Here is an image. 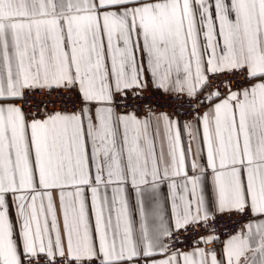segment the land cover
Instances as JSON below:
<instances>
[{
	"label": "snow or ice",
	"instance_id": "6c2138e0",
	"mask_svg": "<svg viewBox=\"0 0 264 264\" xmlns=\"http://www.w3.org/2000/svg\"><path fill=\"white\" fill-rule=\"evenodd\" d=\"M0 264H264V0H0Z\"/></svg>",
	"mask_w": 264,
	"mask_h": 264
},
{
	"label": "built area",
	"instance_id": "2783aa9c",
	"mask_svg": "<svg viewBox=\"0 0 264 264\" xmlns=\"http://www.w3.org/2000/svg\"><path fill=\"white\" fill-rule=\"evenodd\" d=\"M149 98L155 101L159 105H165L169 100H171V97H165L163 96L160 92H154V91H149L148 93ZM60 105H56V107H59ZM158 111H173L172 107H161L158 108ZM219 223V240L221 241L228 237L230 234H234L241 226V221L245 220L244 217H237V216H218L217 217ZM184 250H187L185 247Z\"/></svg>",
	"mask_w": 264,
	"mask_h": 264
},
{
	"label": "crops",
	"instance_id": "0c3cea01",
	"mask_svg": "<svg viewBox=\"0 0 264 264\" xmlns=\"http://www.w3.org/2000/svg\"><path fill=\"white\" fill-rule=\"evenodd\" d=\"M187 118L188 117H186V119ZM206 192H208V194L210 195V192L208 190H206ZM213 207H214V203H213ZM168 210H169V212L171 211V204H170V202L168 204ZM228 237H226L225 239H223L221 241H215L212 245L209 246V247H214L216 249L217 257L218 258L220 256L221 249L224 247V243L227 241ZM201 246L203 247L204 245L201 244Z\"/></svg>",
	"mask_w": 264,
	"mask_h": 264
}]
</instances>
